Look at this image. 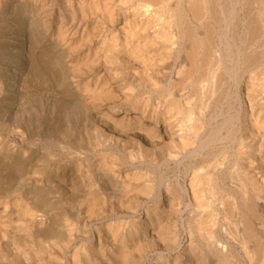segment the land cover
Here are the masks:
<instances>
[{
  "label": "bare ground",
  "instance_id": "bare-ground-1",
  "mask_svg": "<svg viewBox=\"0 0 264 264\" xmlns=\"http://www.w3.org/2000/svg\"><path fill=\"white\" fill-rule=\"evenodd\" d=\"M157 246L264 264V0H0V264Z\"/></svg>",
  "mask_w": 264,
  "mask_h": 264
},
{
  "label": "rangeland",
  "instance_id": "rangeland-1",
  "mask_svg": "<svg viewBox=\"0 0 264 264\" xmlns=\"http://www.w3.org/2000/svg\"><path fill=\"white\" fill-rule=\"evenodd\" d=\"M237 110H239L238 109V107L236 108V111H234V112H237ZM54 150H56V148L55 149H53V152L52 153H55L56 151H54ZM62 156H64V155H62ZM61 155H59V154H56V156L55 157H49L48 159H49V161H48V159H47V165H48V167L49 168H52V165H55V163L59 160L60 161V159H61V162H65L64 160H65V157H62ZM57 159V161H56V159ZM59 158V159H58ZM54 159V160H53ZM89 159H91V158H89ZM49 162V163H48ZM62 164V163H61ZM89 164V163H88ZM88 164H85L84 166H85V168L87 169V168H89V166L91 167V165H89L88 166ZM49 171H50V169H48ZM175 171V170H174ZM61 173L63 174V176H62V174H61V176L62 177H66V179L68 180L70 177H71V173H72V169L70 168V167H65L64 165L62 166V169H61ZM170 174V173H169ZM172 174V173H171ZM92 175V174H91ZM172 176H173V174H172ZM176 176H174V178H175ZM185 181V182H184ZM188 182H189V180H188V178L187 179H185V178H183L182 179V181H181V184L183 185V186H186L187 184H188ZM174 190L175 191H178V192H181L180 190H178L177 189V187H174ZM152 203H150L148 206H149V208L150 209H153V207H154V205L152 204ZM144 211V210H143ZM140 212H142V210H140ZM108 218V220H109V223H114L113 221H115L116 222V219H115V217L114 216H108L107 217ZM190 214L189 213H184L183 214V219L186 221V228H185V230H187V222L190 220ZM137 219V218H136ZM123 221H124V223H127V222H129L130 221V219H127V218H124L123 219ZM101 225L100 224H98L97 223V226L95 225V226H88L86 229H83L82 227L81 228H78L79 229V234L76 236L77 237V239H75V245L77 246V247H80V246H86L87 247V245H90L91 243H94L96 246H100V245H102L103 246V248H102V250H104V252L106 253V252H108L110 249H111V247L108 245V244H106V241H96V239L98 238V236L96 235V234H98L99 233V235H101V236H103V233H104V230H103V228L101 227ZM97 229L96 231L97 232H95V230L94 229ZM77 229V230H78ZM103 230V231H102ZM184 230V231H185ZM184 231H182V232H184ZM96 233V234H95ZM86 236V237H84V236ZM194 235H196V234H194ZM95 236V237H97L96 239H94V240H90V239H92L93 237ZM81 237H83V238H81ZM187 237H186V234L184 233L183 235H182V239H181V243L182 244H184V243H186L187 242V239H186ZM81 239V240H80ZM88 239V240H87ZM204 242L206 243V237H204ZM90 240V241H89ZM196 240H197V238H196ZM83 241V242H82ZM104 242V243H103ZM78 243H79V246H78ZM102 243V244H101ZM196 244L199 246V248H201L202 250H204L205 251V248H204V243L203 242H199L198 240L196 241ZM203 245V246H202ZM83 246V247H84ZM108 248V249H107ZM204 248V249H203ZM159 251H158V250ZM161 251H162V249L160 248V247H155V251L147 258V260H146V264H161L162 263V261L160 260V253H161ZM241 250H240V248H239V254H241V252H240ZM172 254V253H171ZM156 255V256H155Z\"/></svg>",
  "mask_w": 264,
  "mask_h": 264
}]
</instances>
